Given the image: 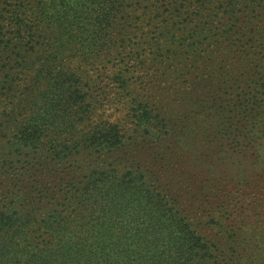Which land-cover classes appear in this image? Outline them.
<instances>
[{"label": "rangeland", "instance_id": "rangeland-1", "mask_svg": "<svg viewBox=\"0 0 264 264\" xmlns=\"http://www.w3.org/2000/svg\"><path fill=\"white\" fill-rule=\"evenodd\" d=\"M10 2L0 12V73L15 58L2 40L10 39L12 28L26 16L19 7L23 0ZM254 2L243 7L230 0H124L122 15L137 18V26L126 27V33L118 28L121 55L92 61L86 71L92 79L87 88L95 107L92 120L124 127L125 144L119 148L74 146L73 131L60 124V117L38 110V93L24 88L33 76L26 62L11 92L2 88L10 82H2L0 74V110H5L0 118V214L46 219L63 203L76 207L98 170L113 168L122 175L140 166L148 186L167 194L204 235L214 253L210 264H264V120L255 114L247 124L238 110L247 85L263 70L240 65V46L252 52L264 42V0L248 1ZM84 57L73 55L65 63L75 67ZM138 102L160 115L148 126L152 133L165 123V134H144L131 112ZM260 104L264 100L258 105L264 115ZM11 109L16 121L8 124L3 119ZM34 113L55 122L51 136L70 145L64 156L48 150L50 137L36 148L23 140L21 123ZM88 123L81 121L78 131L84 133Z\"/></svg>", "mask_w": 264, "mask_h": 264}, {"label": "trees", "instance_id": "trees-1", "mask_svg": "<svg viewBox=\"0 0 264 264\" xmlns=\"http://www.w3.org/2000/svg\"><path fill=\"white\" fill-rule=\"evenodd\" d=\"M1 1L4 7L0 12L8 10L12 2ZM248 1L230 0V4L242 3L243 7H249L258 3ZM123 2L23 0L19 4L26 15L19 19L23 23L12 28L10 39L2 40L3 49L11 47L15 51V58L9 59L0 73L2 82H10L2 88L13 91V84L20 82L17 76L23 73L22 64H29L32 84L27 83L24 88L29 94L38 93L34 98L38 110L55 119L60 117V124L65 122L67 130L73 131L74 146L114 149L125 144L123 126L105 119L92 120L91 112L95 107L91 109L87 91L92 79L86 75L87 65L92 61H101L114 52L121 55L116 50L117 41H121L118 36L121 31L127 32L126 27L137 26V18L122 15ZM90 18L94 20L92 23H88ZM40 37L47 41H37ZM240 48L241 66L263 68L258 71L255 82L247 85L238 108L245 122L250 124L255 114L258 120H264V115L258 111L259 103L264 100V42L252 52L245 45ZM73 55L85 57L79 61L81 64L72 67L65 60ZM31 57L33 59L28 60ZM122 85H126L124 80ZM260 106L264 110V104ZM13 111L11 109L3 119L8 124L16 121ZM131 112L137 125L143 126L144 134L166 133L165 123H161L156 133L148 127L160 116L153 109L138 102ZM4 115L5 110L1 109L0 118ZM83 120L89 123L81 133L77 125ZM21 124L23 140L35 148L41 139L48 142L49 137L48 150L56 156H64L70 147L69 143H58L57 135L51 136L56 132V124L43 113L26 115ZM140 169V166L133 167L122 175L115 174L113 168L95 171L89 181L90 191L84 193L76 207L63 203L51 209L43 220L29 215L14 218L10 213H1L0 264H210L214 253L204 235L179 214L167 194L148 186L149 179L145 180L146 175ZM85 200L91 201L81 203Z\"/></svg>", "mask_w": 264, "mask_h": 264}]
</instances>
